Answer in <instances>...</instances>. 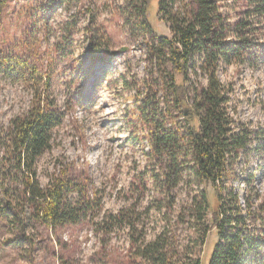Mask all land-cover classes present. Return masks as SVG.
Masks as SVG:
<instances>
[{"label": "rangeland", "instance_id": "374dc122", "mask_svg": "<svg viewBox=\"0 0 264 264\" xmlns=\"http://www.w3.org/2000/svg\"><path fill=\"white\" fill-rule=\"evenodd\" d=\"M218 2L230 22L252 9L249 0ZM131 3L5 0L0 61L10 68L0 69V135L11 119L29 110L35 90L48 95L63 120L52 131L51 149L35 162L36 180L45 190L53 175L67 171L86 184L90 196L96 195L98 210L79 224L56 229L27 220L22 234L1 224L0 264H128L133 251L129 229L115 227L107 235L96 231V223L123 209L138 216L133 236L141 232L145 243L160 237L173 264L197 258L207 264L217 237L214 228L204 233L210 212L194 207L200 187L186 174L167 191L161 168L150 158L146 129L137 119L141 102L158 91L160 81L149 53L154 41ZM147 21L155 34L171 36L156 11ZM258 21L257 39L264 42V16ZM26 42L30 52L23 49ZM20 68L25 75L18 74ZM31 71L42 78L37 85L28 76ZM217 78L229 91L230 116L256 135L231 167L227 187L239 195L240 205L248 201L256 210L264 205V61L221 64ZM191 80L205 85L200 76ZM162 93H156V100H163ZM207 190L212 193L211 186ZM22 209L29 214L27 204ZM260 263L264 250L249 260Z\"/></svg>", "mask_w": 264, "mask_h": 264}, {"label": "trees", "instance_id": "16d2710c", "mask_svg": "<svg viewBox=\"0 0 264 264\" xmlns=\"http://www.w3.org/2000/svg\"><path fill=\"white\" fill-rule=\"evenodd\" d=\"M218 1L131 0L144 16V28L154 41L149 53L154 56L160 81L158 91L141 102L137 119L146 129L150 158L161 168V183L167 191L186 174L200 187L194 207L199 213L210 212V227L204 233L214 228L217 237L207 264H249L250 258L264 250V205L252 211L248 201L240 205L239 195L228 190L227 180L231 167L256 135L230 116L229 91L217 77L221 64L264 61V42L257 39L264 0H249L251 11L232 22ZM4 4L5 0L0 1V19ZM154 10L168 25L170 37L151 30L147 18ZM23 49L30 52L32 48L26 42ZM3 68L10 67L0 61ZM24 71L20 68L18 74ZM28 74L36 85L42 80L35 71ZM197 76L205 80L204 86L191 80ZM157 92L165 95L162 101L156 100ZM31 99L29 110L11 119L0 135V225L14 227L19 234L25 232L27 220L56 229L79 224L98 210L96 195L90 196L86 184L67 171L53 175L45 190L40 188L35 162L51 149L50 136L62 123L63 114L45 93L35 90ZM13 185H19V191L14 192ZM25 204L29 207L27 217L21 211ZM138 221L134 210L123 209L96 223V231L107 235L115 227L129 229L133 251L128 264H173L160 237L145 243L141 232L133 236ZM191 264H203V260L197 258Z\"/></svg>", "mask_w": 264, "mask_h": 264}]
</instances>
